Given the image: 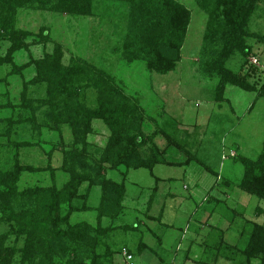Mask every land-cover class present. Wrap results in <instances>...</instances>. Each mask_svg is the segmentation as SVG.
Returning a JSON list of instances; mask_svg holds the SVG:
<instances>
[{"label": "trees", "instance_id": "obj_1", "mask_svg": "<svg viewBox=\"0 0 264 264\" xmlns=\"http://www.w3.org/2000/svg\"><path fill=\"white\" fill-rule=\"evenodd\" d=\"M111 1L129 8L122 47L124 58L145 60L151 73L174 72L182 60L191 11L177 0ZM194 1L207 15L203 40L211 59L205 62L204 71L219 78L216 101L226 99L229 86L257 93L255 100L264 98V81L260 84V79L253 80L256 76L260 78L263 71L249 60L256 54L247 43L248 37L255 36L249 33L248 26L261 0ZM95 3L96 0H0V51L2 44L7 46L5 54L0 52V73H5L0 74V86L6 89L0 92V111L11 109L10 117L0 116V264H115L110 257L114 255L111 248L99 254L97 247L111 229L103 228V219L116 220L125 212L126 179L130 172L146 169L154 175L158 165L183 166L195 158L186 148L188 143L179 142L164 129L158 131L167 141L165 147L155 145L158 134L144 133L146 119L139 103L125 93L107 71L81 58H72L65 64L63 48L56 42L51 52L46 51L40 58L33 57L32 46L46 47L52 42L49 28H41L38 34L17 28L18 11L22 8L86 17L93 15ZM256 38L264 45V37ZM22 51L29 53L30 60L19 65L15 56ZM236 54L245 60L238 71H233L227 63ZM31 68L35 74L27 80L25 71ZM13 80L21 84L16 99L9 95ZM38 90L43 94L35 96ZM95 121H101L111 133L103 147L91 141ZM65 130L72 138L69 144ZM45 131L57 133L62 148L52 145L46 166L23 162V149L39 147L45 141L42 140ZM174 148L181 149L189 159L183 163L168 160L169 149ZM58 151L62 164L55 168L52 157ZM232 151L237 156L230 157L243 166L238 188L264 201V143L256 159ZM107 165L115 172L124 169L119 171L120 181L106 177ZM206 170L211 172L207 167ZM45 172L50 174L51 185L20 187L24 175ZM57 172L68 176L62 186L57 184ZM85 184L87 190L83 192ZM222 184L226 187L227 183ZM96 187H100L101 193L97 205L91 206L89 198ZM152 199L153 196L150 202ZM76 201L82 202L81 206H76ZM205 201L212 204V209L199 220L200 226L196 227L199 231L209 226L215 215L220 218L218 223L223 221L220 197L209 195ZM81 211L96 212L98 226L74 223L73 215ZM163 212L150 219L162 224ZM256 212L255 218H259L264 208H257ZM234 221L236 216L232 217ZM218 225L212 229L220 230V241L209 246L204 236L202 242L206 252L216 251L214 259L191 258L192 261L218 264L222 259L231 264H264V223L244 219L238 226V244L235 245L225 242V231ZM5 226L8 230H3ZM146 246L142 241L138 252ZM127 250L135 260L133 250ZM187 257L190 251L186 260Z\"/></svg>", "mask_w": 264, "mask_h": 264}, {"label": "rangeland", "instance_id": "obj_2", "mask_svg": "<svg viewBox=\"0 0 264 264\" xmlns=\"http://www.w3.org/2000/svg\"><path fill=\"white\" fill-rule=\"evenodd\" d=\"M177 1L191 11L192 19L182 50V60L176 70L167 75L149 72L145 60L127 61L124 58L122 47L127 32L126 16L129 8L121 3L96 0L93 15L86 17L35 8H22L18 11L17 28L33 34H38L44 27L50 29L52 42L46 47L32 46L33 57L40 58L46 51L51 52L53 43L56 42L63 48L65 64L72 58H81L107 71L115 83L139 103L146 119L143 124L144 133L158 134L154 140L155 145L165 147L167 141L158 131L164 129L170 135H175L179 142L188 143L185 146L195 157L190 160V164L183 166L158 165L154 169V175L146 169L130 172L126 179V212L116 220L103 219V228H111L110 237H104L97 247L99 254H105L107 247L111 248L114 255L110 257L115 264H123V247L133 250L135 264H200L185 259L191 240L198 241L191 257L196 255L194 258L200 261L214 259L216 251L209 249L206 252L202 241L206 237V245H216L214 243L220 241V230L212 229L209 233L211 236L202 232L203 235L199 238L195 232V228L200 226L199 220L212 209V204L205 201L209 195L221 199L219 210L223 217L222 230L225 231V242L231 245L238 244V226L241 222L244 219L256 220L255 209L258 206L264 208V201L238 188L243 176V166L230 157L236 154L232 150L253 159L259 156L264 143V98L255 100L257 93L229 86L225 93L226 99L220 103L216 101L215 89L219 78L209 76L204 71L205 62L211 59V53L207 52L203 40L207 15L196 6L194 0ZM248 30L255 35L248 37L247 43L256 54L249 60L263 71L260 78L256 76L253 80L260 79L261 84L264 81V45L257 41L256 36L264 37V0L257 4ZM2 45L0 52L5 54L7 46ZM118 47L119 50L116 51ZM214 47L219 48L217 45ZM15 57L19 65L30 60L26 51L17 53ZM244 60L241 55L236 54L228 61L227 67L238 71ZM34 74L33 68L25 71L27 80ZM12 84L9 95L16 99L19 97L21 84L16 80ZM1 91L5 92L6 89L0 86ZM34 94L40 96L43 91L38 90ZM0 116L10 117L11 109L1 110ZM94 130L95 135L91 141L100 147L105 146L111 135L108 128L101 121H95ZM64 136L69 144L72 141L70 132L65 130ZM43 139L45 141L39 147L23 149V162L46 166L47 153L52 145L62 148L57 133L45 131ZM146 150L145 148L144 152ZM167 158L183 163L189 156L181 149L174 148L169 149ZM52 162L55 168L61 166L62 155L59 151L54 153ZM4 166L7 163L4 162ZM105 167L108 169L105 172L107 178H112L115 182L121 180L119 171L123 172V168L115 172L110 166ZM56 176L59 186L68 179L61 172H57ZM155 178L165 181H157ZM224 182L227 183L226 187L222 184ZM51 183L48 172L32 173L23 176L20 187L36 184L47 186ZM86 190L85 184L82 191ZM168 192L174 193L176 197L171 199ZM100 193V187L92 190L89 198L91 206L97 205ZM190 194L193 195V200L186 201ZM74 204L81 206L82 202L76 201ZM161 210L164 211L162 224L150 219L158 217ZM234 216L236 221L233 223ZM216 217L217 215L213 219ZM260 218V221H264V213ZM73 222H85L95 228L98 226L97 213L77 212L73 215ZM134 225L137 229L131 230ZM188 228L189 231L185 234ZM3 230H8V226L3 227ZM142 241L147 246L139 253L137 249ZM218 264L228 263L221 259Z\"/></svg>", "mask_w": 264, "mask_h": 264}, {"label": "crops", "instance_id": "obj_3", "mask_svg": "<svg viewBox=\"0 0 264 264\" xmlns=\"http://www.w3.org/2000/svg\"><path fill=\"white\" fill-rule=\"evenodd\" d=\"M160 179V178H159ZM160 180H163V181H165V179H160ZM168 180H173V179H168ZM169 194V197L171 198V199H173L174 197H176L175 195H174V193H170V192H168ZM190 200H193V195H188V197L186 198V201H190ZM124 207H126V201H125V203H124ZM257 208H262V207H260V206H258ZM256 208V209H257ZM256 209H255V214L257 213L256 212ZM125 212H126V208H125ZM163 215H164V212H163ZM219 216L217 215V217L215 218V219H212V221H211V223H210V225L209 226H205V227H202V230L201 231H199L198 229L199 228H195L196 229V232H197V234H196V236L199 238V236L202 234V232L204 233V234H207V233H210L211 231H212V228H214V226L216 225V224H219L218 226V228L219 229H223L222 228V225H221V223H218V222H220L219 221ZM261 220V218L259 217V218H256V220H254L255 222H257V223H264V221H260ZM224 226H225V224H224ZM228 229H230V228H228ZM188 231H189V228L185 231V234L186 233H188ZM203 235V234H202ZM201 240V239H200ZM193 242V243H192ZM194 242H196V243H194ZM203 242V241H202ZM198 244V241H193V240H191V246H189V248H188V252L190 251L191 253H190V257H187V260H191V258H194V257H196V255L194 256V257H191V254H192V252H193V249H194V246H196ZM195 259V258H194ZM227 262V261H226ZM228 264H231V263H229V262H227ZM254 264H258L257 262L256 263H254Z\"/></svg>", "mask_w": 264, "mask_h": 264}, {"label": "built area", "instance_id": "obj_4", "mask_svg": "<svg viewBox=\"0 0 264 264\" xmlns=\"http://www.w3.org/2000/svg\"><path fill=\"white\" fill-rule=\"evenodd\" d=\"M123 264H135L134 256L129 253L127 248L122 249Z\"/></svg>", "mask_w": 264, "mask_h": 264}]
</instances>
